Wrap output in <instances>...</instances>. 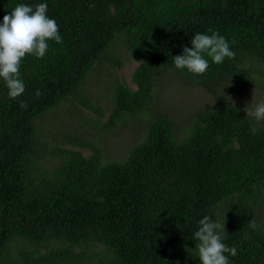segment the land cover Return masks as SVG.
<instances>
[{
    "label": "trees",
    "instance_id": "16d2710c",
    "mask_svg": "<svg viewBox=\"0 0 264 264\" xmlns=\"http://www.w3.org/2000/svg\"><path fill=\"white\" fill-rule=\"evenodd\" d=\"M19 3H46L62 43L22 59L25 91L15 100L0 79V264H200L194 233L205 215L224 223L222 242L237 249L225 253L229 264H264V125L228 98L215 95L184 137L156 116L121 158L103 157L101 135L95 146L71 134L92 154L53 147L62 160L48 170L38 135V122L118 45L139 62L138 88L117 83L107 125L144 109L161 68L210 91L227 77L264 87V0H0V21ZM209 30L235 58L214 64L205 55L202 75L176 69L174 56Z\"/></svg>",
    "mask_w": 264,
    "mask_h": 264
},
{
    "label": "rangeland",
    "instance_id": "374dc122",
    "mask_svg": "<svg viewBox=\"0 0 264 264\" xmlns=\"http://www.w3.org/2000/svg\"><path fill=\"white\" fill-rule=\"evenodd\" d=\"M123 47H114L116 55H108L89 72L79 91L68 100L62 101L48 113L45 120L38 122L39 137L48 147L43 156V167L52 170L61 160L51 149L57 146L73 147L85 155L93 152L92 147H80L73 143L74 134L83 136L93 145H98L94 138L101 135L99 148L107 159L121 158L134 143L144 137L147 124L158 115L172 119L177 136L184 137L189 132L194 116L209 108L215 102V95L228 98L242 108H254L264 101V87L252 80L238 78L221 79L212 84V91L200 84L190 82L177 70L161 68L153 81L147 104L138 114H128L107 125L112 106V91L117 83H122L132 90L138 87L132 73L139 62L123 53ZM264 125V121H259ZM100 126L103 127L100 130ZM79 138V137H78ZM258 210L264 213V192ZM12 246L11 253L15 250ZM91 250L90 245L85 247ZM41 252L45 249L40 248ZM16 256V255H15ZM93 263V259L90 260Z\"/></svg>",
    "mask_w": 264,
    "mask_h": 264
},
{
    "label": "clouds",
    "instance_id": "9594fccd",
    "mask_svg": "<svg viewBox=\"0 0 264 264\" xmlns=\"http://www.w3.org/2000/svg\"><path fill=\"white\" fill-rule=\"evenodd\" d=\"M48 5L39 3L32 6L17 4L9 14L0 21V79L5 83L8 97L15 100L25 91V85L20 78V65L26 55L43 58L48 51V41L62 43V37L56 21L47 16ZM211 34L196 33L191 39V48L184 47L182 54L174 56L176 69H186L188 72L202 75L209 68V61L221 64L225 58L234 59L235 53L230 49L229 42L216 32ZM36 96L42 95L37 90ZM20 107L27 108L26 102L21 101ZM246 116L255 121H264V101L254 108H245ZM255 130V129H253ZM199 228L194 233L198 241L196 245L200 264H229L225 253L235 256L237 249L226 246L222 242L221 231L224 223L210 219V215L199 220ZM249 227L255 229V220L250 221Z\"/></svg>",
    "mask_w": 264,
    "mask_h": 264
}]
</instances>
